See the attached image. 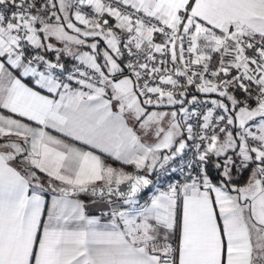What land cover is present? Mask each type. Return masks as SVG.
I'll list each match as a JSON object with an SVG mask.
<instances>
[{
  "label": "snow or ice",
  "instance_id": "snow-or-ice-1",
  "mask_svg": "<svg viewBox=\"0 0 264 264\" xmlns=\"http://www.w3.org/2000/svg\"><path fill=\"white\" fill-rule=\"evenodd\" d=\"M0 264H264V0H0Z\"/></svg>",
  "mask_w": 264,
  "mask_h": 264
},
{
  "label": "built area",
  "instance_id": "built-area-1",
  "mask_svg": "<svg viewBox=\"0 0 264 264\" xmlns=\"http://www.w3.org/2000/svg\"><path fill=\"white\" fill-rule=\"evenodd\" d=\"M72 63L73 61L68 62V66H71ZM171 167L175 169V171H168L166 173H159L158 175L153 174L152 176H150V179H152L154 183L147 190L148 195L162 187H166L169 182H175L178 179H182L181 169L184 167L183 162L178 158L175 163L171 164Z\"/></svg>",
  "mask_w": 264,
  "mask_h": 264
},
{
  "label": "crops",
  "instance_id": "crops-1",
  "mask_svg": "<svg viewBox=\"0 0 264 264\" xmlns=\"http://www.w3.org/2000/svg\"><path fill=\"white\" fill-rule=\"evenodd\" d=\"M242 98V96L240 97ZM53 135H56L55 132L52 133ZM78 147H83L82 145H77ZM97 154H100L99 152H97ZM107 163L111 164V159L107 158V157H103ZM129 169V171H133V168L132 167H127ZM243 180V178L241 179V181L239 183H241ZM51 191V190H50ZM42 195L45 196V199H46V203L50 204L51 202V198H52V191L51 192H48V193H42ZM107 197V196H106ZM104 197V198H106ZM78 199H80L82 202H84L87 206H88V211L90 214H95V215H101V212L102 211H106L104 209H101L99 207V205L106 201L107 199H100V198H103V197H83V196H78L77 197ZM106 219V217H105Z\"/></svg>",
  "mask_w": 264,
  "mask_h": 264
},
{
  "label": "trees",
  "instance_id": "trees-1",
  "mask_svg": "<svg viewBox=\"0 0 264 264\" xmlns=\"http://www.w3.org/2000/svg\"><path fill=\"white\" fill-rule=\"evenodd\" d=\"M65 59L67 60V63L70 62V61H72L71 58H68V57H66ZM129 167H131V166H129ZM245 173L243 174V176L241 178H239L238 182L241 181V179L244 177ZM212 175H214V176L217 175L215 169L212 170ZM44 192L45 193L51 192L50 189L48 188L47 184H45V191ZM113 199H116V198H113Z\"/></svg>",
  "mask_w": 264,
  "mask_h": 264
},
{
  "label": "water",
  "instance_id": "water-1",
  "mask_svg": "<svg viewBox=\"0 0 264 264\" xmlns=\"http://www.w3.org/2000/svg\"><path fill=\"white\" fill-rule=\"evenodd\" d=\"M141 174H143V173H141ZM150 178V177H149ZM121 187V190H123V191H127V185L125 184V185H121L120 186ZM79 196H83V197H100L99 195H97V196H93V195H91V193H82V194H80ZM113 198H116V199H118L117 197H113Z\"/></svg>",
  "mask_w": 264,
  "mask_h": 264
},
{
  "label": "rangeland",
  "instance_id": "rangeland-1",
  "mask_svg": "<svg viewBox=\"0 0 264 264\" xmlns=\"http://www.w3.org/2000/svg\"><path fill=\"white\" fill-rule=\"evenodd\" d=\"M111 164H113V166H116V167H120V165L118 164V163H116L115 161H111ZM126 171H129V169L128 168H126ZM248 174L249 173H245V175H244V177H243V180H242V182H241V184H243L244 182H246V180H247V178H248ZM106 197V196H105ZM100 199H107V197L106 198H100Z\"/></svg>",
  "mask_w": 264,
  "mask_h": 264
}]
</instances>
